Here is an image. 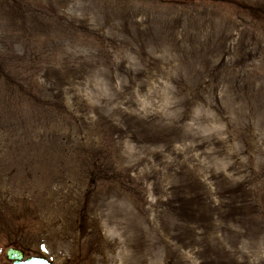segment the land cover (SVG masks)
Here are the masks:
<instances>
[{
  "label": "rangeland",
  "instance_id": "374dc122",
  "mask_svg": "<svg viewBox=\"0 0 264 264\" xmlns=\"http://www.w3.org/2000/svg\"><path fill=\"white\" fill-rule=\"evenodd\" d=\"M264 264V0H0V264Z\"/></svg>",
  "mask_w": 264,
  "mask_h": 264
},
{
  "label": "water",
  "instance_id": "95a60500",
  "mask_svg": "<svg viewBox=\"0 0 264 264\" xmlns=\"http://www.w3.org/2000/svg\"><path fill=\"white\" fill-rule=\"evenodd\" d=\"M8 259L13 260L12 264H51L43 257H28L23 259V251L16 248H8L6 251Z\"/></svg>",
  "mask_w": 264,
  "mask_h": 264
}]
</instances>
